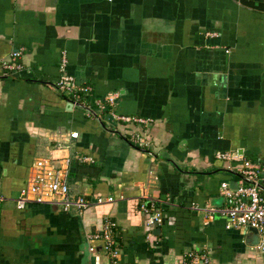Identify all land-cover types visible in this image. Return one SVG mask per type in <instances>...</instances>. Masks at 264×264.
Returning <instances> with one entry per match:
<instances>
[{
	"label": "crops",
	"instance_id": "obj_1",
	"mask_svg": "<svg viewBox=\"0 0 264 264\" xmlns=\"http://www.w3.org/2000/svg\"><path fill=\"white\" fill-rule=\"evenodd\" d=\"M62 56L92 96L117 93L116 114L146 121L113 120L91 96L70 106ZM235 150L264 160V0H0V264H111L108 223L117 264L203 248L211 264H264L257 234L205 210L239 181V162L215 157ZM62 155L72 196L113 201L17 208L34 162ZM149 200L163 217L151 230Z\"/></svg>",
	"mask_w": 264,
	"mask_h": 264
},
{
	"label": "built area",
	"instance_id": "obj_2",
	"mask_svg": "<svg viewBox=\"0 0 264 264\" xmlns=\"http://www.w3.org/2000/svg\"><path fill=\"white\" fill-rule=\"evenodd\" d=\"M20 54V50L14 51L13 56ZM5 64V63H4ZM67 60L62 56L59 78L55 82L56 88L68 97L70 106L76 105L84 97L91 96V107H96L100 112L107 110L111 119L128 122L130 120L145 122L142 117H131L116 114L111 108L114 106L117 93H110L104 96H92V86L88 83L80 84L73 75L65 72ZM88 105V107H90ZM61 137L63 133L59 134ZM78 137L77 131H71L65 138L74 139ZM133 142L139 145L147 144V140L137 134L132 137ZM215 157L220 160L239 162L236 165V172L239 181L235 187L230 186L229 181H223L219 186V194L223 197L224 205L221 207H206L208 212H218L225 217V228H241L244 232L249 228L257 230L258 240L256 248L264 251V160L249 159L235 151H217ZM83 159H88L83 157ZM71 157L69 155L56 156L51 158L37 159L33 165V172L28 184L21 190L16 198V206L19 209L27 203H50L58 206L63 211L75 209L78 212L84 211L92 203H103L113 201L112 196H98L90 199L86 196H72L69 191V171ZM246 178L253 183L243 180ZM262 187V188H261ZM2 197L0 196V199ZM189 207L193 210L200 209L194 203ZM140 208L146 215V225L151 230L159 225L162 220V211L154 200L141 203ZM113 223L106 224L101 232L104 246L111 259V264H117L116 257L118 249L113 237ZM181 264H211L208 249L199 251H188Z\"/></svg>",
	"mask_w": 264,
	"mask_h": 264
},
{
	"label": "water",
	"instance_id": "obj_3",
	"mask_svg": "<svg viewBox=\"0 0 264 264\" xmlns=\"http://www.w3.org/2000/svg\"><path fill=\"white\" fill-rule=\"evenodd\" d=\"M243 180H245V181H247V182H250V183H253L251 180H248V179H246V178H243ZM236 184H237L236 181H232V182H230V186H232V187H235ZM261 188H262V187H261ZM262 189H263V188H262ZM249 230H250L251 232L257 234V230H256L255 228H249Z\"/></svg>",
	"mask_w": 264,
	"mask_h": 264
}]
</instances>
